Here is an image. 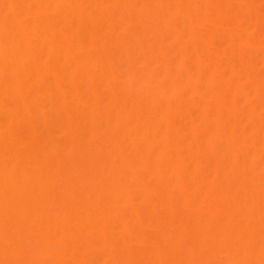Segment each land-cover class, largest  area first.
<instances>
[{
    "label": "bare ground",
    "instance_id": "bare-ground-1",
    "mask_svg": "<svg viewBox=\"0 0 264 264\" xmlns=\"http://www.w3.org/2000/svg\"><path fill=\"white\" fill-rule=\"evenodd\" d=\"M0 264H264V0H0Z\"/></svg>",
    "mask_w": 264,
    "mask_h": 264
}]
</instances>
